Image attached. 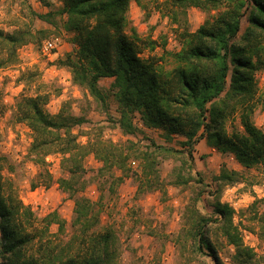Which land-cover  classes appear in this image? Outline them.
<instances>
[{"label":"trees","instance_id":"1","mask_svg":"<svg viewBox=\"0 0 264 264\" xmlns=\"http://www.w3.org/2000/svg\"><path fill=\"white\" fill-rule=\"evenodd\" d=\"M39 1L50 9L37 13L24 1L27 11L17 18L14 29L0 28V69L17 62L19 47L37 44L47 35L46 29H32L34 18L55 30L62 27L75 48L57 59V64L66 67L72 83L104 108L108 95L114 99L118 117L109 118L123 134L136 132L132 119L137 113L143 126L161 129L166 140L174 135L182 140L179 148L152 141L141 148L130 140H104L99 129L93 135L86 132L82 143L73 129L87 121L84 114H74L68 102L51 114L45 110L49 93L21 94L14 117L30 130L27 156L43 169L48 154H60L65 175L56 182L73 200L74 232L63 243L48 236L51 223L59 230L64 226L57 211L42 218L44 227L33 230L30 209L4 193L0 156V264H118V237L111 226H101L100 199L92 201L84 195L88 185L84 160L88 155L99 162L96 177L102 186L107 185L109 193L132 174L138 181L137 195L194 182L198 187L182 212L175 239L178 247L189 250L193 258L208 256L213 264H225L211 238L220 235L233 247L232 264H264V256L244 243L239 225L264 239V212H256L257 200L246 209L252 212L247 222H255L256 228L242 223L244 210L239 213V224L235 223L236 211L221 201L223 188L241 181L240 171L221 165L212 177L214 188L207 191L212 211L205 212L198 203L209 185L194 169L193 156L194 145L205 139L220 153H232L244 168L264 167V130L252 121L256 105L264 111V92L258 93L255 79L256 71L264 67V0H166L165 9L175 24L178 13L185 17L190 7L205 13L193 31L181 22L177 26L180 48L169 52L175 66L167 71L157 68L154 56H142L143 48H154V41L141 44L134 28L127 33L130 0H55L60 2L57 7L52 0ZM244 17L246 25L241 31ZM106 78L111 81L103 89L99 82ZM236 112L243 130L228 133L226 122ZM162 159L174 162L168 180L160 178ZM131 160L138 161V172L132 171ZM34 245L37 248L29 251Z\"/></svg>","mask_w":264,"mask_h":264},{"label":"rangeland","instance_id":"2","mask_svg":"<svg viewBox=\"0 0 264 264\" xmlns=\"http://www.w3.org/2000/svg\"><path fill=\"white\" fill-rule=\"evenodd\" d=\"M37 13H45L50 8L39 0H0V28L11 31L17 25V18L24 17L27 8ZM166 0H130L127 12L126 31L134 28L141 44L149 40L154 41V48H143L142 56H154L158 59L157 68L162 71L170 70L175 61L169 52L180 48L179 26H187L195 30L204 20L205 13L198 8L186 9V16L178 13V24L173 23L169 11L165 9ZM55 7L60 2L52 0ZM54 8V6H52ZM61 26V19L56 20ZM246 25L245 17L241 21V31ZM33 30L46 29L47 35L37 44L28 43L17 49V62L0 69V156L2 161V179L5 194H12L32 213L29 219L33 230L45 226L42 218L53 211H57L64 226L58 229L56 223L49 225V233L54 242L67 241L74 229L71 227L73 200L64 193L57 184V179L65 174L60 167V154L51 153L45 157V168L37 167L27 156L31 142L30 130L24 123L17 122L14 117L16 99L21 94L33 95L37 91L50 95L45 110L56 113L63 102H68L71 111L87 117V121L76 126L78 140L86 142V132L96 134L101 129L102 138L112 142L132 141L141 148L156 144L180 147L181 136L174 135L166 140L163 132L158 128H148L141 124L136 113L132 121L137 127L134 134H123L109 117L116 119V102L108 95L107 107L93 101L85 92L72 83L69 70L57 64V59L73 51L75 45L71 42L70 34L62 27L55 30L54 26L34 18ZM57 38L55 48L50 53H44L42 44L45 40ZM258 93L264 92V67L256 71ZM111 79H102L100 87L107 89ZM253 123L264 130V111L256 105L252 114ZM237 129L242 131L239 113H234L226 122L228 133ZM194 169L199 173L204 183L209 185L203 192L198 205L202 211L211 212L212 198L208 194L213 189L212 177L217 175L221 165L241 173V181L235 185L223 188L221 201L230 204L236 214L234 222L239 224L240 211L244 210L242 223L257 227L255 222H247L252 212L247 207L257 200L255 210L259 214L264 212V167L261 165L251 168L242 167L232 153L222 154L215 147L209 146L205 139L194 145ZM87 169L88 185L84 195L92 201L100 199L101 226H111L119 241L118 264H213L208 256L193 258L191 252L182 250L175 243L181 224L184 207L191 201L197 190L194 182L187 185H166L164 191L153 190L143 194H136L137 178L134 174L124 178L115 187L114 193H109L107 185H103L96 177V169L100 165L92 155L84 160ZM132 171L138 172V161L131 160ZM174 162L162 159L159 165L160 178L170 179ZM47 171V172H46ZM35 183H39L34 186ZM248 223V224H247ZM240 225V233L244 243L254 249L256 254L264 256V239L256 232ZM218 253L225 264H232L233 247L226 243L220 235H211ZM37 245L29 248L35 250Z\"/></svg>","mask_w":264,"mask_h":264},{"label":"built area","instance_id":"3","mask_svg":"<svg viewBox=\"0 0 264 264\" xmlns=\"http://www.w3.org/2000/svg\"><path fill=\"white\" fill-rule=\"evenodd\" d=\"M58 41L57 38H51L48 40H45L42 44V49L44 53H50V50L55 48L56 42Z\"/></svg>","mask_w":264,"mask_h":264}]
</instances>
